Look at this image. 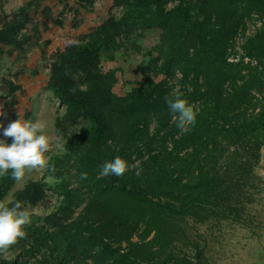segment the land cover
<instances>
[{
    "label": "trees",
    "instance_id": "1",
    "mask_svg": "<svg viewBox=\"0 0 264 264\" xmlns=\"http://www.w3.org/2000/svg\"><path fill=\"white\" fill-rule=\"evenodd\" d=\"M110 1L121 15L104 18L50 62L46 88L64 108L54 125L66 152L51 155L54 172H46L59 181L49 188L60 199L19 245L27 258L46 252L47 264H204L176 245L189 221H242L240 181L264 147V20L242 56L231 61L227 52L245 18L264 15V0ZM22 26L15 15L0 16V55L23 46ZM104 61L115 64L102 71ZM117 73L129 84L124 95L112 90ZM177 75L191 84L183 98L199 108L183 132L165 99ZM116 156L128 171L98 179ZM16 183L0 177V201L34 205L46 197L39 180L13 190Z\"/></svg>",
    "mask_w": 264,
    "mask_h": 264
},
{
    "label": "rangeland",
    "instance_id": "2",
    "mask_svg": "<svg viewBox=\"0 0 264 264\" xmlns=\"http://www.w3.org/2000/svg\"><path fill=\"white\" fill-rule=\"evenodd\" d=\"M83 3L82 0H0V16L15 15L23 23L19 36L26 37L21 48L9 50L4 47V52L0 55V141L10 144L9 137H5L3 132L11 122L20 118L33 121L40 119L47 124L46 134L54 141L59 137L60 143L64 145V138L54 125L56 116L62 115L64 108L46 88L50 62L54 54L67 43L82 42L89 31L104 18L119 17L122 13V9L112 6L110 0H92L86 7ZM171 5L168 4L167 7ZM263 20L264 15L258 13L245 18L243 28L230 41L228 59L235 61L234 59L244 54V43L255 36ZM243 60L256 64V60L248 56ZM114 64L115 62L104 61L100 64V69L106 71ZM138 75L141 76L140 73ZM116 77L112 90L117 95H124L129 84L124 83L119 73ZM162 78L160 75L155 80ZM129 80H133V76ZM168 85L171 86V93L191 90V84L181 83L179 75L170 79ZM13 86L15 89L12 90ZM194 104L197 105V102ZM153 128L152 124L150 129ZM166 147H170V142ZM53 154L57 152L53 150L47 156ZM49 176L46 170L29 173L13 188H20L32 180H39L45 185L47 193L43 201L34 205L23 204L33 212L30 224L35 226L42 224L37 217L55 210L60 199L49 188L52 184L48 182ZM240 184L245 206L242 221H189L188 237L183 243L176 245V252L195 258L199 256L204 264H264V176L261 169L254 167L252 174L246 180H241ZM10 198L11 193L7 200ZM80 207L74 215H77ZM131 239L137 240L138 236L133 235ZM47 257L48 254L41 251L36 256L27 258L18 242L7 253L0 254V264H11L15 259L26 260V264H47Z\"/></svg>",
    "mask_w": 264,
    "mask_h": 264
},
{
    "label": "clouds",
    "instance_id": "3",
    "mask_svg": "<svg viewBox=\"0 0 264 264\" xmlns=\"http://www.w3.org/2000/svg\"><path fill=\"white\" fill-rule=\"evenodd\" d=\"M75 91L76 88L70 89L72 93ZM165 99L172 122L181 132L187 130L189 125L195 124L199 108L183 98V93L177 91ZM46 128V122L40 119L33 121L20 118L4 129L3 135L12 138V143L0 141V177L10 174L11 179L19 183L29 173L44 170L54 172V169H49L47 154L53 150L57 154H64L66 149L60 143L59 137L54 141L46 134ZM128 169L127 161L116 156L101 165L97 178L120 177ZM136 174H140L139 169ZM81 178L87 179V173H82ZM47 179L49 183L59 182L52 175ZM32 214L33 212L24 207L21 201H15L11 206L7 201H0V254L7 253L20 240L27 238L28 233L25 229L31 223Z\"/></svg>",
    "mask_w": 264,
    "mask_h": 264
},
{
    "label": "crops",
    "instance_id": "4",
    "mask_svg": "<svg viewBox=\"0 0 264 264\" xmlns=\"http://www.w3.org/2000/svg\"><path fill=\"white\" fill-rule=\"evenodd\" d=\"M256 167L261 169V172H262V174L264 176V147L261 149V153H260L258 162L255 165V168Z\"/></svg>",
    "mask_w": 264,
    "mask_h": 264
},
{
    "label": "built area",
    "instance_id": "5",
    "mask_svg": "<svg viewBox=\"0 0 264 264\" xmlns=\"http://www.w3.org/2000/svg\"><path fill=\"white\" fill-rule=\"evenodd\" d=\"M228 60H231V59H228ZM234 60H237V59H234ZM231 61H233V60H231Z\"/></svg>",
    "mask_w": 264,
    "mask_h": 264
}]
</instances>
